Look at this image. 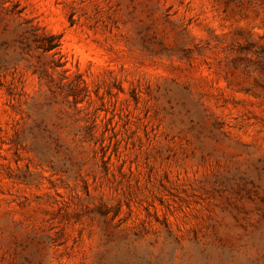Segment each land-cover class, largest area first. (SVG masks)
<instances>
[{
	"label": "rangeland",
	"instance_id": "rangeland-1",
	"mask_svg": "<svg viewBox=\"0 0 264 264\" xmlns=\"http://www.w3.org/2000/svg\"><path fill=\"white\" fill-rule=\"evenodd\" d=\"M0 264H264V0H0Z\"/></svg>",
	"mask_w": 264,
	"mask_h": 264
},
{
	"label": "trees",
	"instance_id": "trees-1",
	"mask_svg": "<svg viewBox=\"0 0 264 264\" xmlns=\"http://www.w3.org/2000/svg\"><path fill=\"white\" fill-rule=\"evenodd\" d=\"M47 38V41H41L39 44H38V47L42 48V50L44 52H48V51H51L53 50L55 47H57L58 44H54L52 43V41L54 40V37L53 36H48L46 37Z\"/></svg>",
	"mask_w": 264,
	"mask_h": 264
}]
</instances>
